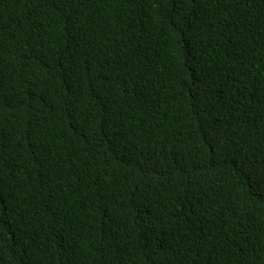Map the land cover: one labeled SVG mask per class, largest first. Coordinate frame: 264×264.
Wrapping results in <instances>:
<instances>
[{"label":"trees","instance_id":"1","mask_svg":"<svg viewBox=\"0 0 264 264\" xmlns=\"http://www.w3.org/2000/svg\"><path fill=\"white\" fill-rule=\"evenodd\" d=\"M264 0H0V264H264Z\"/></svg>","mask_w":264,"mask_h":264},{"label":"snow or ice","instance_id":"2","mask_svg":"<svg viewBox=\"0 0 264 264\" xmlns=\"http://www.w3.org/2000/svg\"><path fill=\"white\" fill-rule=\"evenodd\" d=\"M62 2H63V0H62ZM177 2L182 4L183 0H177ZM261 178H264V173H262Z\"/></svg>","mask_w":264,"mask_h":264}]
</instances>
